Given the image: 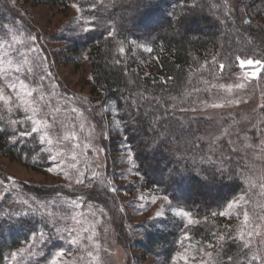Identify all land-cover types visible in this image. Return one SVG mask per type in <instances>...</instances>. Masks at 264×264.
<instances>
[{"label": "trees", "instance_id": "obj_1", "mask_svg": "<svg viewBox=\"0 0 264 264\" xmlns=\"http://www.w3.org/2000/svg\"><path fill=\"white\" fill-rule=\"evenodd\" d=\"M29 3L64 10L79 6V32L68 54L87 56L90 92L114 113L116 140L131 153L141 187L167 197L170 207L191 212L197 221L148 222L139 248L165 263L191 245L199 255L209 250L195 264H264L258 258L263 253L253 254L241 233L237 238L241 225L229 224L220 215L242 195L256 200L251 178L254 161L261 154L258 148H245L248 140L237 127L232 132L238 133L227 141H204L210 130L216 133L220 127L216 119L207 121L193 113L240 73L237 56L264 61V0H247L244 7L249 17H238L236 11L231 16L221 0H21L20 4ZM16 11L7 0H0V35L13 31L19 21ZM39 61L35 62L40 68L27 72L26 80L31 89H38L33 95L37 105L48 96V79L40 75L47 62ZM247 115L257 121L264 109L260 115ZM234 116L239 119L241 113ZM224 121L229 124L228 119ZM29 124L19 107L12 103L9 110L0 102V158L21 162L35 172L50 168L53 150L49 155L41 146L47 131L20 135L31 132ZM48 135L53 138L52 132ZM81 186L86 191H69L74 200L99 199L93 185ZM66 198L70 199L44 187L17 188L6 194L0 189V264L26 248L29 254L35 249L36 258L25 264H43L52 251L69 250L68 240L59 234L65 229L62 218L49 208L53 201ZM249 199L246 203L251 206ZM254 214L255 225L262 213ZM78 257L74 262L80 264Z\"/></svg>", "mask_w": 264, "mask_h": 264}, {"label": "rangeland", "instance_id": "obj_2", "mask_svg": "<svg viewBox=\"0 0 264 264\" xmlns=\"http://www.w3.org/2000/svg\"><path fill=\"white\" fill-rule=\"evenodd\" d=\"M7 1L9 6L12 5L17 10L19 21L13 26V31L11 29L0 35V88L4 89L5 95L12 97V103L29 120L32 112L20 104L16 99L17 90L10 85H18L20 79L26 82L29 68L31 72L40 68L35 61L40 60L43 64L47 62V67L40 72L49 81L45 88L48 96H43L44 102H39L43 107H37L40 105L33 101L34 92L25 99L39 109L33 116V119L42 122L38 125L39 129L53 133V138L48 135L45 142L41 143L49 155L50 149L53 152L48 159L51 167L40 168L37 172L23 166L21 162L0 158V189L6 194L17 188L26 190L44 187L70 197L59 203L53 201L49 208L53 212L56 209L55 212L60 214L61 225L65 229L63 232L59 231V234H63L62 238L68 240L71 248L52 251L43 258V264H51L53 259H56L57 264H79L74 262L77 254V260L82 261L80 264H185L178 254L187 255V264L203 260L209 250H204L199 255L191 245L178 251L167 263L162 257L153 256L139 248L145 240L144 235L148 233V228H144L148 222L156 223L160 219L188 220L175 215L174 208L163 197L141 187V179L134 173L132 155L129 161L131 153L121 140H116L118 133L114 113L90 92L87 56L68 54L70 42L79 32V11L73 5L64 10L56 6L32 3L22 6L21 0ZM221 1L226 4L231 16L236 11L238 17H249L244 7L247 0ZM30 37L36 39L32 40ZM25 59L28 60L27 64L23 63ZM251 73L257 75L252 76ZM261 75L264 76V70L260 66L246 65L238 75L232 77L230 85L218 87L214 99L193 113H198V116L205 117L207 121L216 119L215 123L220 127L216 133L210 130L204 141L209 142L207 138L217 143L227 141L237 127L245 140H248L249 146L245 148H258L261 154L254 161L255 168L252 171H255L251 178L256 200L245 195H242L243 201L240 200L241 196L236 198L233 208L226 207L225 211L229 215L224 218L229 224L241 225L237 238L242 233L240 235L245 240L243 244L252 249L253 254L263 253L258 258L264 262V115L257 121H251L247 117V114L260 115L264 109V86H261L264 78ZM240 83L244 84L243 88L236 87ZM214 104L220 106L214 107ZM235 113H241V117L238 119L234 116ZM42 119L48 120L43 122ZM226 119L229 124L224 121ZM29 122L32 128V120ZM51 124L55 127H51ZM65 136L68 139H64ZM48 139L52 140L51 144L47 142ZM93 173L96 174L95 177ZM77 179L82 183L77 184ZM81 185H93V192L99 199L93 202L74 200L76 198L69 191H86ZM113 188L115 191H112ZM204 191L212 195L207 190ZM247 198L251 206L246 203ZM249 208L252 212L248 213ZM161 210L162 215L157 216V212ZM245 212L249 216L247 224L244 222ZM255 212L256 215L257 212L262 214L254 225ZM253 225L256 226L254 230L251 229ZM73 239H78V243H70ZM29 251L27 248L21 252L14 251L15 258L11 253L7 264H25L26 260L35 259L36 250L33 249L30 254ZM59 252H63V255L58 256Z\"/></svg>", "mask_w": 264, "mask_h": 264}, {"label": "snow or ice", "instance_id": "obj_3", "mask_svg": "<svg viewBox=\"0 0 264 264\" xmlns=\"http://www.w3.org/2000/svg\"><path fill=\"white\" fill-rule=\"evenodd\" d=\"M73 7H75L77 9V11H80V8H79L78 5H75L74 4ZM84 31H89V29L88 28H85ZM13 39H15V37H13ZM30 39L35 40L36 38L35 37H30ZM146 50L147 51H151V49H146ZM120 51L123 52L124 49L121 48ZM236 60L238 61L239 66L241 68H244L246 65H249L250 66V65L255 64V65L260 66L262 69H264V61L259 60V59H256V60L251 59V58L244 59V58H241V57L237 56L236 57ZM9 63H11V61H9ZM23 63L27 64L28 63V60L25 59L23 61ZM219 67H220L221 70H223L224 65L221 64V65H219ZM29 71H31V68H29ZM251 75L252 76H256L257 73H251ZM10 87H12L14 90H17L16 91V99L20 102V104L24 105L26 107V110H30L32 112V116H29L28 117V119L29 120H32V123H33V127L31 128V132H22L20 135L24 136V135H30L31 133L38 132L40 130L39 127H38V125H40L42 122L39 119H33V116L36 115V113L39 111V109L37 107L33 106V103L30 100L25 99V97H31L32 96V93L34 91H38V89H34V88L33 89H29V85L25 82L24 79H20L18 81V85H17V83H12L10 85ZM221 87H224V86L221 85ZM236 87L237 88H243L244 87V84L243 83L237 84ZM230 90H231V86H229V91ZM42 98L43 97H41V99ZM0 102H2L3 105L8 106L9 107V110H11L12 97L11 96H8V95H5L3 88H0ZM213 106L214 107H219L220 105L214 104ZM47 137H48V133L45 132L44 135L41 137V139L43 140V139H45ZM64 139H68V136H65ZM47 142L49 144H51L52 143V140L51 139H48ZM129 161H131V154L129 155ZM73 167H75V166L73 165ZM81 175H83V174L81 173ZM95 175L96 174L93 173V176L94 177H95ZM76 183L77 184H81L82 181L80 179H77ZM112 191H115V189L113 188ZM164 199L167 200L168 198L167 197H164ZM240 200L243 201L244 200V197L241 196L240 197ZM235 204H236L235 201L230 202L227 205V208L228 209H231V208L234 207ZM237 206H239V205H237ZM162 211L163 210H161V212H157V216L162 215ZM173 211H174L175 215L180 216V217L187 218L189 224H192V223L197 222V221H194L193 220L192 213L189 212V211H185L184 209H174ZM212 215L215 216L216 213H212ZM220 215L221 216H228L229 213L227 211H223V212L220 213ZM244 222H245V224H247L249 222V216H248V213L247 212L244 213ZM241 235H243V234L241 233ZM223 238H224L223 236L220 237V239H223ZM70 243L76 244V243H78V239H73V240L70 241ZM12 255H13V258H15L16 253H13ZM57 255L58 256H62L63 255V252H59V253H57ZM178 257H179V259L183 260L185 262V264H187V261H188L187 255L178 254ZM252 258H253V260H255L256 259V256H253ZM229 259H231V257ZM51 264H57L56 259H53L52 262H51Z\"/></svg>", "mask_w": 264, "mask_h": 264}]
</instances>
